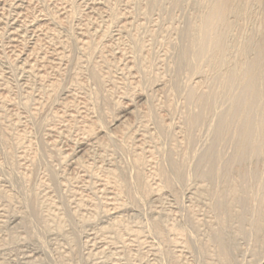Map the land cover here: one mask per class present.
<instances>
[{"label":"rangeland","instance_id":"1","mask_svg":"<svg viewBox=\"0 0 264 264\" xmlns=\"http://www.w3.org/2000/svg\"><path fill=\"white\" fill-rule=\"evenodd\" d=\"M263 39L264 0H0V264H264Z\"/></svg>","mask_w":264,"mask_h":264},{"label":"bare ground","instance_id":"2","mask_svg":"<svg viewBox=\"0 0 264 264\" xmlns=\"http://www.w3.org/2000/svg\"><path fill=\"white\" fill-rule=\"evenodd\" d=\"M12 21V20H11ZM17 22V21H16ZM8 23V22H7ZM18 23V22H17ZM14 30H15V28H13ZM17 29V28H16ZM18 30V29H17ZM16 30V31H17ZM15 32V31H14ZM15 34V33H14ZM16 35V34H15ZM264 40V39H263ZM262 46H264V44L262 45ZM248 107H250V106H248ZM263 136V134L262 133H260V134H258V135H256V137L252 140L253 142L252 143H257V141L259 140V137H262Z\"/></svg>","mask_w":264,"mask_h":264}]
</instances>
